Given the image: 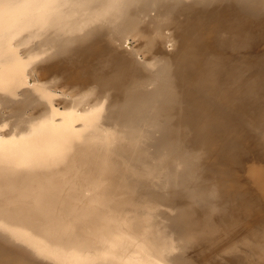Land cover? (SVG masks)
I'll return each mask as SVG.
<instances>
[{"label": "bare ground", "instance_id": "bare-ground-1", "mask_svg": "<svg viewBox=\"0 0 264 264\" xmlns=\"http://www.w3.org/2000/svg\"><path fill=\"white\" fill-rule=\"evenodd\" d=\"M4 125L0 264H264L238 182L264 165V0H0ZM164 141L227 180L186 194L212 218L133 190Z\"/></svg>", "mask_w": 264, "mask_h": 264}, {"label": "rangeland", "instance_id": "rangeland-1", "mask_svg": "<svg viewBox=\"0 0 264 264\" xmlns=\"http://www.w3.org/2000/svg\"><path fill=\"white\" fill-rule=\"evenodd\" d=\"M133 44L132 41H128V45ZM11 130L10 126L4 125L0 131L7 132ZM168 142H160L157 144L155 150V159H157V165L155 171V180L153 184L146 183L145 180H140L137 188L133 189L138 194H145L146 204L154 208H160L165 210L167 213H170L168 207H173L178 205H191L195 208H200L201 210V201L196 200L192 196L194 195H186L190 189L197 188L198 186L208 185L212 182L218 183H228L225 177L221 174H205L207 169V159L206 153L203 147L199 145H174ZM186 144V143H185ZM174 145V146H173ZM170 149L169 159L165 162V165L161 163V155L164 151ZM180 149V151H178ZM249 157L251 154L249 150L245 151ZM176 162H179L176 163ZM88 163V162H87ZM176 163V164H175ZM183 163V164H182ZM91 165V164H90ZM104 166V165H103ZM190 166V167H189ZM92 167V165H91ZM90 167V168H91ZM100 168V166H99ZM97 168V169H99ZM262 168V169H261ZM96 171H99L97 170ZM105 169V168H104ZM252 169V170H251ZM264 165H252L251 161H247L245 163L244 168L239 173V184L242 187V191H244L251 198L256 199L261 205L258 213L264 215V195L260 191V189L256 186L254 181L256 182L259 174L264 178ZM88 169L87 171H89ZM91 171V170H90ZM101 171V170H100ZM258 171L260 173H258ZM263 171V172H262ZM262 173V174H261ZM199 175L201 179L199 180ZM135 177L128 176L127 180H134ZM230 181V180H229ZM123 189V188H122ZM191 196V197H189ZM148 202V203H147ZM257 213V214H258ZM213 212L208 211L206 209L201 210L199 219H209L213 217ZM259 215V214H258ZM212 225H218L216 221L211 220ZM241 224V223H240ZM4 233L0 232V240L7 244L3 240ZM227 237V236H226ZM11 246L12 244H7ZM35 261L43 263V261L39 258L35 259Z\"/></svg>", "mask_w": 264, "mask_h": 264}, {"label": "water", "instance_id": "water-1", "mask_svg": "<svg viewBox=\"0 0 264 264\" xmlns=\"http://www.w3.org/2000/svg\"><path fill=\"white\" fill-rule=\"evenodd\" d=\"M12 200L13 199H10V200H8V202H12ZM14 200H17V199H14ZM21 201L20 200H18L16 203H15V205L13 206V208H15V209H18L19 208V205L22 203H20ZM22 205H25L24 203H22ZM26 206V205H25ZM12 208V207H11Z\"/></svg>", "mask_w": 264, "mask_h": 264}]
</instances>
